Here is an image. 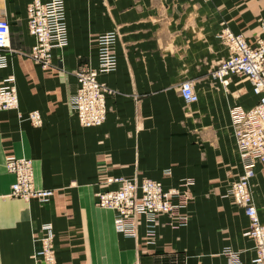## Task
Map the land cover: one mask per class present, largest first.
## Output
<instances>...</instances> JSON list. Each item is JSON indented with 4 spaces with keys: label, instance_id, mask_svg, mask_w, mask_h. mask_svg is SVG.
Returning <instances> with one entry per match:
<instances>
[{
    "label": "crops",
    "instance_id": "0c3cea01",
    "mask_svg": "<svg viewBox=\"0 0 264 264\" xmlns=\"http://www.w3.org/2000/svg\"><path fill=\"white\" fill-rule=\"evenodd\" d=\"M30 1L0 0L16 50L0 78L13 72L18 94L17 109L0 110V264H37L33 235L46 221L55 233L56 264H229L226 246L250 264L248 218L224 195L241 170L228 107L249 108L258 95L248 79L233 75L225 89L209 71L228 53L217 36L222 27L256 40L264 0H65L66 71L58 72L27 55L34 43ZM111 29L118 33L117 67L98 78L114 92L106 97L104 122L83 126L70 106L77 79L69 70L96 65V35ZM184 78L193 79L198 95L188 105L178 92ZM32 109L41 114L38 126L26 117ZM7 154L30 157L35 185L54 188L53 196L39 202L9 195L15 175ZM116 175L148 176L165 186L193 176L188 223L173 228L160 215L154 242L144 241V223L136 237L116 231L114 210L96 205L94 194L114 187L105 181ZM251 181L264 223V163H256Z\"/></svg>",
    "mask_w": 264,
    "mask_h": 264
},
{
    "label": "built area",
    "instance_id": "2783aa9c",
    "mask_svg": "<svg viewBox=\"0 0 264 264\" xmlns=\"http://www.w3.org/2000/svg\"><path fill=\"white\" fill-rule=\"evenodd\" d=\"M27 28L34 37L27 55L46 66L50 63L53 49L63 48L68 43L65 0H31L27 5ZM10 33L7 17L0 16V68L8 66L9 55L16 51L10 46ZM117 36L116 29L96 35V65L87 61L75 70L77 87L71 94L70 106L83 126H98L106 119V97L114 92V88L100 80L98 75L114 71L117 67ZM217 36L226 45L228 53L210 69L211 77L225 88L233 75L246 77L253 92L258 95L257 102L249 108L238 103L228 107L241 170L228 183L224 195L241 206L248 218L245 234L254 243V254L249 263L264 264V223L259 218L253 199L251 181L256 163H264V35L252 42L242 32L236 33L224 26ZM178 86L185 103L197 100L193 79L184 78ZM17 108L15 75L10 72L0 78V110ZM26 117L33 125L42 123L37 109L29 110ZM5 165L15 175L9 195L40 202L53 196L54 188L35 185L30 157L7 154ZM163 173L170 175L171 169L167 167ZM105 183H115V186L98 188L94 193L95 202L98 206L114 210L113 222L118 232L136 237L139 224L144 223V241L154 242L155 226L160 215L167 216L162 224L173 228L188 223L186 207L191 198L193 176L181 177L170 186H165L160 179L137 175L109 176ZM54 235L50 221L43 222L34 233L33 239L37 244L33 255L37 264H56ZM223 253L229 264H244L238 250L226 246Z\"/></svg>",
    "mask_w": 264,
    "mask_h": 264
},
{
    "label": "rangeland",
    "instance_id": "374dc122",
    "mask_svg": "<svg viewBox=\"0 0 264 264\" xmlns=\"http://www.w3.org/2000/svg\"><path fill=\"white\" fill-rule=\"evenodd\" d=\"M260 27H261V32H260V34H259V36H262V35H264V17L261 19V23H260ZM258 36V37H259ZM257 37V38H258ZM254 42V41H253ZM68 44V43H67ZM67 44H66V46H67ZM65 46V47H66ZM65 47H63V48H56V56H57V59L58 60H54V55L53 56H51V59H50V63L49 64H47L46 66H43L42 65V63H39V62H37V61H35V60H32L34 63H36V64H38L42 69H44V70H49V71H55V72H58L59 70H65L66 71V66H64L63 65V59H62V57H63V54L66 52V48ZM52 53H54L53 51H52ZM81 57V56H80ZM85 62H87V61H85ZM82 63H84V62H80V63H78V65L75 67V68H73V69H70L69 71L70 72H72L73 74L75 73V70H76V68H78V66L80 65V64H82ZM210 72V71H209ZM243 78H245V79H247L246 77H243ZM217 82V81H216ZM215 82V80H212V83H216ZM219 84V83H218ZM217 85V84H216ZM220 85V84H219ZM219 85H217L216 87H220ZM178 92H179V86H178ZM190 103H192V102H190ZM190 103H186V105H188V104H190ZM231 122V121H230ZM233 129V128H232ZM252 193H253V191H252ZM253 195V194H252Z\"/></svg>",
    "mask_w": 264,
    "mask_h": 264
},
{
    "label": "bare ground",
    "instance_id": "6f19581e",
    "mask_svg": "<svg viewBox=\"0 0 264 264\" xmlns=\"http://www.w3.org/2000/svg\"><path fill=\"white\" fill-rule=\"evenodd\" d=\"M228 27V26H227ZM230 28V27H229ZM231 29V28H230ZM232 30V29H231ZM233 31V30H232ZM10 38V37H9ZM9 43H10V40H9ZM226 46V45H225ZM52 56H53V53H52ZM223 88H225V87H223ZM226 89V88H225ZM40 202V201H39ZM110 208V207H109Z\"/></svg>",
    "mask_w": 264,
    "mask_h": 264
}]
</instances>
